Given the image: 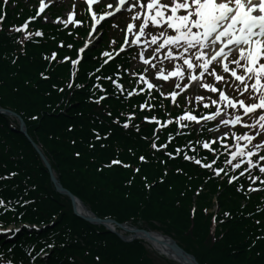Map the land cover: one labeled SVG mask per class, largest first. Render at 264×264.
I'll return each instance as SVG.
<instances>
[{
    "label": "trees",
    "instance_id": "1",
    "mask_svg": "<svg viewBox=\"0 0 264 264\" xmlns=\"http://www.w3.org/2000/svg\"><path fill=\"white\" fill-rule=\"evenodd\" d=\"M20 5L6 6L0 22V105L23 116L27 131L40 143L62 184L102 218L144 224L173 235L200 264H264V201L240 193L237 184L213 177L194 160L171 159L167 150L154 148L159 144L154 125L134 105L142 99L126 102L116 95L100 99L103 89L117 90L113 81L119 66L126 73L125 59L105 67L99 87L96 77L87 73L99 61L89 54L72 76L71 64L63 57L75 55V49H69L74 35L64 29L39 20L35 25L42 26L45 38L21 42L20 33L12 30L26 16ZM52 50L58 52L54 58ZM132 110L139 119L127 127L120 125ZM152 114L165 116L159 105ZM15 122L0 114V177L5 176L0 199L16 209L7 210L0 221L52 225L22 229L14 241L0 238L2 260L28 264L35 246L36 250L52 247L43 260L48 264H175L156 262L142 241L124 242L76 216L57 194L39 153ZM185 140L178 138L173 145ZM173 145L170 149L175 151ZM141 156L146 159L141 161Z\"/></svg>",
    "mask_w": 264,
    "mask_h": 264
},
{
    "label": "snow or ice",
    "instance_id": "2",
    "mask_svg": "<svg viewBox=\"0 0 264 264\" xmlns=\"http://www.w3.org/2000/svg\"><path fill=\"white\" fill-rule=\"evenodd\" d=\"M52 2L53 0H48L49 4ZM93 2L94 0H88L89 5ZM130 2L131 0H119L117 8L129 7ZM139 4L141 10L135 12V17H143V22L138 25H134L133 23L127 24L129 31L134 27L138 28L137 39L132 41V43H140L139 35L145 33L148 25H162L163 30L158 31L155 35H151V41L153 44H157V41L163 37V42L157 45L156 52L167 46L168 55L166 58L182 59L183 65L187 66V70H191L188 82L183 85L184 88H188L194 81L205 89L218 92L220 100L227 101L228 107L235 108L239 105L243 108L245 115L248 113L255 114L257 109H264V62H262V58H264V0H166V2L164 0H146L147 13L143 11L145 0H139ZM45 7V0H40L36 16L44 12ZM131 7L135 8L137 4L131 2ZM181 10H183L182 14ZM73 15L74 13H68V19L71 20ZM110 15H112L111 12L105 11L100 15V19ZM92 16L95 18L97 13L93 12ZM35 18V16L29 17L28 20H34ZM3 19L4 17L0 16V20ZM57 19L60 18L57 17ZM28 20L20 26L13 27L18 32L26 30ZM75 23L79 24L81 21L76 20ZM97 23H99V20H97ZM25 35L31 38L32 33L25 32ZM37 35H42V33L37 32ZM172 46L182 51H173ZM79 51L83 52V48ZM54 56L55 54H53V58ZM230 56H234L235 58L229 59ZM65 59L68 58L65 57ZM140 59H144L143 50L140 52ZM213 61H215L216 65H222V71L230 73V77L226 79L225 76L217 74L214 66L210 69ZM145 62L147 63V61ZM72 63L75 65L77 61L73 60ZM229 64H232L233 67L230 68ZM183 65L178 62L168 75H165L163 70L157 71L156 75L163 77L164 80H168L169 76L179 77L183 80L185 78ZM152 67H155V65ZM238 69L240 72L237 71ZM205 73L213 75L216 81H223L225 85H234L237 90L242 88L248 92L250 97L255 98L258 102L245 103L244 99L232 98L225 91L218 90L215 84L203 82ZM231 77H235V80H231ZM144 80L147 81L146 76ZM237 81L240 83H236ZM147 87L151 89L156 87V85L148 82ZM177 87H180V85L177 84ZM129 95H131V92H129ZM167 95L171 96L174 101L178 93L172 91L167 93ZM100 99H103V97H100ZM197 99L202 100L203 97L198 96ZM212 103L216 104L218 101H212ZM148 106L151 107V105ZM141 107H144V105H141ZM222 111L224 109L217 108L216 111H210L204 116H197L192 112L185 111L180 119L187 118L188 121L193 122L205 119L211 121L215 120ZM129 115L134 114L130 113ZM145 119L156 120L157 118L153 116L145 117ZM168 122L170 123V121ZM257 122H259V132L253 134L245 132L241 136L236 137V148L229 155L233 158H240L239 162L232 164L230 160L225 159L226 165L231 164L232 168H239L241 164L245 163L244 158H247V164L241 175L255 167H258L260 173H264V154H260L258 158H254V154L259 152L260 148H264V140H261L259 145L251 144V148L247 144L240 143L241 140L251 143L255 136L264 134V112L259 113L258 121L253 119L252 127H255ZM237 123H246V121H242L240 115H236L234 118L230 116L228 119L221 117L215 127L218 129L221 124L234 125ZM127 126L128 121H125V127ZM181 126L186 127L187 125ZM228 134L227 131L223 133L224 136ZM202 143L204 148H209V141H203ZM221 143H227V141L221 140ZM153 147L155 148L157 145L153 144ZM159 147L165 146L160 145ZM213 151L215 150L213 149ZM168 155L171 156L173 154L168 153ZM185 158L194 159L187 155ZM145 159L144 156L140 157L141 161ZM196 162L200 163V161ZM111 163L119 164L121 161L113 160ZM212 163H215V161ZM203 166L205 168L211 167L210 164H204ZM223 171V168L214 169V173L217 175ZM12 175L15 174L12 173ZM249 178L253 181L260 180L264 184V179L260 176H252L250 174ZM236 179L237 176L232 175L229 178V183ZM249 188L254 190L252 184L249 185ZM5 204L6 202L0 199V205ZM225 215H228V213H225ZM0 231L12 230L0 227ZM8 264H12V261H8Z\"/></svg>",
    "mask_w": 264,
    "mask_h": 264
},
{
    "label": "water",
    "instance_id": "3",
    "mask_svg": "<svg viewBox=\"0 0 264 264\" xmlns=\"http://www.w3.org/2000/svg\"><path fill=\"white\" fill-rule=\"evenodd\" d=\"M0 112H6L8 114L12 113V114H15L13 111H7V110H4L2 108H0ZM21 120V131H25V123H24V120H22L21 118H19ZM35 146L38 148L37 144L34 143ZM43 156V154H42ZM43 159H44V162L48 165V167L50 168V163H48L46 157L43 156ZM52 174V179L55 183V185L57 186V188L59 190H61V185H59V182L58 180L56 179L55 175L53 173ZM68 194L72 195L70 192H67ZM73 199H74V203H75V199L76 197L74 195H72ZM82 206L87 210L85 213H81L82 217H85L87 220H89L90 222H95V223H98V224H105L106 227L110 228L112 231H114V228L111 227L108 223H114V221L112 220H105V219H100L98 216H96L94 214L93 211H90L87 206H85L84 204H82ZM132 236L133 237H140V238H143V239H146V240H149L150 238H154V239H157V240H160L164 243H166V245L168 246V248L171 250L172 248L173 249H177L179 252L180 251H183L185 250V248L183 246H180L172 237H169L167 235H164L162 234L161 232H154L152 230H144V229H139V228H135L133 231H132ZM121 237H123L124 239H126L127 237H124L122 236L121 234H119ZM158 238H157V237ZM160 238V239H159ZM177 261L181 262V264L183 263H187V264H198L196 258L194 255H192L190 252H187L184 256L182 257H178L176 258Z\"/></svg>",
    "mask_w": 264,
    "mask_h": 264
},
{
    "label": "bare ground",
    "instance_id": "4",
    "mask_svg": "<svg viewBox=\"0 0 264 264\" xmlns=\"http://www.w3.org/2000/svg\"><path fill=\"white\" fill-rule=\"evenodd\" d=\"M65 193V192H64ZM66 194V193H65ZM67 195V194H66ZM77 206H79V205H77ZM82 210H85L84 208H82L81 206H79ZM128 229H130L129 227H125V228H123V230L124 231H126V230H128ZM157 237V236H156ZM158 238V237H157ZM151 240V242L153 243V244H155V246L156 247H159L162 251H164V252H166L167 253V255L168 256H173V257H176V258H178V257H182V256H184L187 252H189L187 249H185L184 250V252L183 251H178L177 249H171V251H169V249H168V246L166 245V243H164V242H162V241H160V240H157V239H154V238H150ZM160 239V238H159Z\"/></svg>",
    "mask_w": 264,
    "mask_h": 264
},
{
    "label": "rangeland",
    "instance_id": "5",
    "mask_svg": "<svg viewBox=\"0 0 264 264\" xmlns=\"http://www.w3.org/2000/svg\"><path fill=\"white\" fill-rule=\"evenodd\" d=\"M22 1H23L24 3H28V4H30V5H33V2H34V1L37 2L38 0H22ZM76 1H77V0H75V1H74V0H71V1L64 0V1H63V5H64V6H67V5H68V7H69V6L72 7V6L75 4ZM78 3H79V2H78ZM66 11H67V8H66L65 12H66ZM65 12H64V13H65ZM44 19H45V18H44ZM45 20H46V21H50L49 17H47V19H45ZM146 68H147L148 71H150V73H152V72L154 71V70H152V67L149 66V65L146 66ZM155 222H156V221H155ZM156 224H157V222H156ZM154 257L157 258V260H156L157 262H158V261H161V258H162V257H161V255H159L158 253L154 254Z\"/></svg>",
    "mask_w": 264,
    "mask_h": 264
}]
</instances>
